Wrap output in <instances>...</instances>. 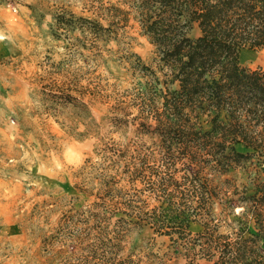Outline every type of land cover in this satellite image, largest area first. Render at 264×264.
I'll return each instance as SVG.
<instances>
[{"label": "rangeland", "instance_id": "374dc122", "mask_svg": "<svg viewBox=\"0 0 264 264\" xmlns=\"http://www.w3.org/2000/svg\"><path fill=\"white\" fill-rule=\"evenodd\" d=\"M133 2L0 0V264H215L244 229L264 177L255 157L225 173L203 164L213 257L200 221L184 237L149 224L157 174L180 182L187 167L164 160L149 93L150 71L164 73ZM240 61L264 71V48Z\"/></svg>", "mask_w": 264, "mask_h": 264}, {"label": "trees", "instance_id": "16d2710c", "mask_svg": "<svg viewBox=\"0 0 264 264\" xmlns=\"http://www.w3.org/2000/svg\"><path fill=\"white\" fill-rule=\"evenodd\" d=\"M133 3L164 73L161 79L151 70L149 81L164 160L187 167L180 182L169 167L167 177L157 174L161 195L149 210V224L159 234L184 237L200 221L204 229L197 236L208 240L200 249L211 258L214 188L203 164L225 173L243 160L264 162V71L240 61L244 49L264 48V0ZM195 25L200 34L193 38ZM244 203V229L225 238L215 264H264V177Z\"/></svg>", "mask_w": 264, "mask_h": 264}, {"label": "crops", "instance_id": "0c3cea01", "mask_svg": "<svg viewBox=\"0 0 264 264\" xmlns=\"http://www.w3.org/2000/svg\"><path fill=\"white\" fill-rule=\"evenodd\" d=\"M4 44H2L1 40H0V57H2L3 55H7L8 54V50L7 48H4L3 46Z\"/></svg>", "mask_w": 264, "mask_h": 264}]
</instances>
